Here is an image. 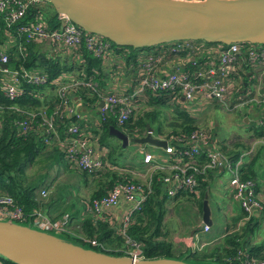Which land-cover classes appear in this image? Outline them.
I'll use <instances>...</instances> for the list:
<instances>
[{
	"label": "trees",
	"instance_id": "trees-1",
	"mask_svg": "<svg viewBox=\"0 0 264 264\" xmlns=\"http://www.w3.org/2000/svg\"><path fill=\"white\" fill-rule=\"evenodd\" d=\"M46 3L50 5L48 2L42 1L36 5L28 6L22 20L10 27H6L3 15L0 14V47L7 54V67L17 71L21 69L34 71L45 77V81L40 84H30L18 77L17 89L20 91V94L13 100H7L2 93L1 81L4 78L0 72V195L10 196L20 206L25 216H28L33 211H42L41 208H43L47 197L40 196L39 191L41 189L45 190L44 187L50 185V180L54 177L48 173V170L52 169L54 173H57L59 167L62 169V164L66 167L73 165L74 172L78 176H81L82 179L90 175L96 176L97 179L100 176V180L103 181L100 184L101 187L93 191L89 198L85 200L83 215L80 218H76L78 224L76 227H73V231L69 227L68 231L62 232L65 240L81 246L82 243H87L84 239L95 240L97 245L92 246L89 243L87 244L96 251L110 255H126L125 249L128 247L125 243L126 236L128 239L139 243L142 258H174L173 242L169 239L168 232L164 229L163 225V216L167 209L169 197L166 195L164 185L157 179L163 174L161 171L155 170L151 173L152 191L146 196L140 208L130 214L123 234L119 231L122 227L121 220H113L112 213L114 207L106 209L100 214H94L91 211L90 201L104 195L114 183L117 181H136L130 179L125 174L120 175L111 167L103 168L97 174H88L76 168L68 160L63 151L66 139L68 138L66 131L70 125L75 124L81 132V124L76 115H70L62 107L58 106L57 88L60 85L76 82V86L66 90L68 105H72L75 108L74 104L76 105V102H78L81 106L96 108L101 95L113 92L110 89H107L106 92L103 91L106 88L104 76H102L104 59L107 60L108 57H114V60L110 63L113 71L121 72L131 82V86L121 88L122 92H127L135 82L134 73H136L141 61L147 55L159 56L161 62L165 59H177L178 63L172 66L179 67L185 71L194 69L195 66L192 65V60L198 62L196 56L186 50L171 51L168 49L167 43L144 48H131L116 46L110 41H108L110 50L113 52L109 50L108 54L103 57L93 56L86 50L83 44L77 48H72L69 51L70 57L59 54L64 53V49L66 48L63 47L58 48L59 51L56 54L49 53L38 48V44L34 40L25 41V37L17 31V25L22 24V22L34 21L38 14H41L42 18L51 27L54 26L56 13L53 9L49 14L43 13ZM5 35H9L12 40L6 48L2 45L3 42H1ZM200 42L208 46L218 44ZM249 46H253V44L242 43L243 50L240 51L242 58L239 55L237 56V62L240 66L236 70L237 74H234L236 80L240 79L239 86L243 90L247 89L249 82L253 81V75L255 74L252 69L253 67L245 59V50ZM75 55L78 58H75ZM209 55H214V53L212 52ZM201 61L202 59L198 63H201ZM116 68L119 69L115 70ZM248 72H250L249 75H247ZM262 80L260 90L264 95V78ZM84 83H90L92 88L84 86ZM171 94L170 91H163L158 94L148 93L145 98L135 99L132 102L133 107L129 118L121 125L117 124L115 118L110 113L103 116L97 113V122L94 127H91V132L94 134L98 149L100 146L101 148L104 147V158L110 165H116L121 168L125 167V164L118 163L114 156L115 151L120 146L112 142L111 139L114 137L107 132L109 126L119 129L127 137L143 136L146 133L147 127H150L154 136L159 137L165 133L163 138L168 141H172V138L176 134H186L197 128L196 119L181 107L179 101H173ZM142 104L144 108L141 110L140 106ZM166 111L170 113L169 116H165ZM40 112H44L46 116L52 118L57 140L49 138L50 141H44L47 133L45 127L41 124ZM246 115L245 113L244 116ZM19 121H26L28 123V128L24 132H22L17 124ZM258 122L259 120L248 123L245 127L246 130L253 131L254 138L262 139L264 138V125H260ZM164 123L168 128L167 131L164 130ZM217 142L218 140H216L217 148L233 160L247 148L241 142L233 143L228 149L220 148ZM261 147H264V145ZM258 156V153L254 155L253 158L242 165L241 169L242 177L252 179L254 183L256 172L253 166ZM198 160L202 162L204 155L200 153ZM41 163H43L39 168L41 175L28 174V169L31 166ZM211 172L218 173L219 171L207 170L204 175L196 178V194L194 192L180 191L176 192L172 198L176 199L184 195H194L197 199L193 201L197 206L198 213H201V204L204 194L207 192L208 178L211 177ZM185 198L189 199V197ZM238 212V215L232 218L233 224L237 222L239 217L244 215L239 206ZM260 213L263 214V212ZM61 214L63 212L50 218L58 217ZM75 215L68 214V226L71 219L76 217ZM243 225L244 227H248V224L245 222ZM241 240L242 234L234 232L224 236L221 242L217 241L209 248L206 247L201 251L187 250L186 253L190 252L194 257L210 259L215 264H239L238 252H245L248 256L258 258L264 257V253L260 254L259 248L256 250L243 248V241ZM0 264L15 263L0 256Z\"/></svg>",
	"mask_w": 264,
	"mask_h": 264
},
{
	"label": "built area",
	"instance_id": "built-area-1",
	"mask_svg": "<svg viewBox=\"0 0 264 264\" xmlns=\"http://www.w3.org/2000/svg\"><path fill=\"white\" fill-rule=\"evenodd\" d=\"M43 0H0V14L6 27H10L21 21L28 6L36 5ZM199 1V0H185ZM55 25L50 26L41 14L36 16L32 22H22L17 25V31L25 37V41L48 40L55 48H77L83 44L88 52L93 56L103 57L108 54L110 45L103 37L88 33L70 22L64 15L56 14ZM171 51L186 50L196 56L198 62L192 60L194 69L185 71L179 67L160 75L156 73L159 56L147 55L141 61L136 73H134V84L127 92H110L101 95L99 99L102 104L97 111L100 116L110 113L118 125L123 124L130 116L132 102L137 98H145L146 94H158L163 91H170L173 101H179L181 107L188 112L193 111L196 106H204L209 101L216 103L222 109H234L250 107L252 105H262L264 108V95L260 93L262 76H264V46L253 44L245 50L248 64L254 70L253 81L249 82L247 89H242L238 80L234 78L239 63L237 56L241 57L243 50L242 43H231L228 45L218 43L215 46H208L200 41H176L167 43ZM214 55H209L211 53ZM206 56V57H204ZM242 58V57H241ZM8 57L6 52L0 47V72L4 79L1 81V89L7 100H13L20 94L17 89L18 77L30 84H40L45 81V77L34 71L21 69L19 71L10 69L6 63ZM237 62V63H236ZM5 67H1V65ZM73 82L68 85H60L57 88L59 107L66 113L76 115L77 111L72 105H68L66 90L76 86ZM246 85V84H245ZM244 85V86H245ZM84 86L92 88L90 83ZM41 124L45 127L47 135L44 141L50 139L57 140L53 121L44 112L39 113ZM260 125H264V118H260ZM24 132L28 128L26 121L17 122ZM68 138L64 146L65 156L76 168L88 174H97L103 168L112 167L104 158L105 150L102 154L94 156L86 135L78 130V126L72 124L67 129ZM166 141L165 147L161 148L163 162H159L158 155L145 152L142 162L148 164L150 171L144 182L117 181L104 195L90 201V209L94 214L115 207L120 200L127 203V208L121 217L122 227L119 230L124 232L130 214L140 208L146 196L152 191L151 173L155 170L163 174L157 179L162 182L166 195L172 198L176 192L188 191L196 194V178L204 175L207 170L227 172L229 177L227 185L231 198L236 201L242 209L243 219H249L254 213L264 214V194L256 189V184L252 179L242 177V165L249 159L252 147L241 152L236 159H230L227 154L219 150L216 141L211 138L208 131L195 128L186 134H176L172 141ZM50 141V140H49ZM175 143V144H174ZM204 155V160H198L199 154ZM171 155V156H170ZM152 167H151V166ZM40 196H46V190L39 191ZM0 220L9 221L25 225L47 233H62L69 230V216L63 213L58 217L49 218L42 211H33L25 216L20 206L8 195H0ZM202 230L207 231L208 226L202 224ZM54 235V234H53ZM92 246L97 245L95 240L84 239ZM126 256L132 259H142L139 243L128 239L125 236ZM200 247H197L199 249ZM239 264H264V257L258 258L248 256L245 252H238Z\"/></svg>",
	"mask_w": 264,
	"mask_h": 264
},
{
	"label": "water",
	"instance_id": "water-1",
	"mask_svg": "<svg viewBox=\"0 0 264 264\" xmlns=\"http://www.w3.org/2000/svg\"><path fill=\"white\" fill-rule=\"evenodd\" d=\"M43 1L83 31L99 35L116 46L144 48L183 40L264 44V0ZM101 104L99 101L97 106ZM246 121L245 117L243 122ZM107 132L122 148L128 143L141 148L145 145L164 148L166 144L164 139L152 135L150 127L140 137H127L113 126ZM201 222L205 225L212 222L206 194L201 204ZM0 256L15 264H189L175 258L132 259L110 255L1 220Z\"/></svg>",
	"mask_w": 264,
	"mask_h": 264
},
{
	"label": "rangeland",
	"instance_id": "rangeland-1",
	"mask_svg": "<svg viewBox=\"0 0 264 264\" xmlns=\"http://www.w3.org/2000/svg\"><path fill=\"white\" fill-rule=\"evenodd\" d=\"M52 11V7L46 3L43 8V13L49 14ZM121 80V78H120ZM238 83L240 79L238 78ZM144 108L143 104L140 106V109L142 110ZM139 112V111H137ZM134 112V113H137ZM247 114L244 116V114ZM189 114L196 119V125L198 128L204 129L209 132L211 135V138L214 140H218V146L221 148H230L231 145L235 142H241L244 143V145L247 147L244 151L250 149L252 147V151L250 153V157L248 160L253 158L254 155L257 153L259 154L258 158L256 159L254 163V169L255 172L258 174V177L261 181H263L264 185V147H261L264 145V138L257 139L253 137V131L252 130H246L245 125L251 122H255L259 119L257 115H254L252 111L247 109V107H241V108H234V109H222L220 106H218L216 103H212L211 101L208 102V104H205L204 106H196L193 111L189 112ZM170 113L168 111L165 112V116H169ZM246 117L247 121L246 123L243 122L244 118ZM163 120V118L161 117ZM166 122V121H165ZM164 130L167 131L168 128L165 126L164 123ZM164 131V132H165ZM153 135V134H152ZM165 133L160 135L163 139ZM113 143L119 144L120 142L114 137L111 139ZM259 140V141H258ZM135 144L128 143L125 147H118V149L115 151L114 156L118 163H123V165L126 163H136V159L138 158V153L134 151ZM146 149H149L150 151H153L154 153L158 154L161 151V148L156 147L154 145H145ZM47 161V160H46ZM43 163L39 165H33L28 169V174H34V175H41V171H39L40 166H42ZM70 168H66V170H62L60 167L58 168V172L54 173L52 169L48 170V173L50 175L52 174V179L50 180V185L44 187L46 192L48 193L49 190H51L53 193L51 194L53 199H56L58 202H64L65 199H68L70 203H75V200L77 198L76 193L79 191L84 193V195H87L86 193L89 192L88 195L91 193L90 188H81V176H78L73 170H69ZM39 171V172H37ZM43 172V171H42ZM49 175V176H50ZM228 173L222 172L220 176H217L218 181L221 182V184L217 183V178L214 177L213 181L209 183L212 187H217L220 191L212 193H208V206L210 208V219L212 221L211 227L213 229V233L219 234L221 231H223L224 227V220L226 224H228L230 227L237 228L238 230H241V227L237 225L236 223L232 225V220H227L226 216L228 215L229 210L227 209V205L224 207L222 203L229 204L232 208L235 207V203L233 200L225 199L226 195L223 190H226V184L228 180ZM49 178V177H48ZM47 180V179H46ZM140 182V181H139ZM144 182V180L142 181ZM209 182V181H208ZM54 185V188L52 186ZM224 186V187H223ZM46 193V196H47ZM46 196L44 198H46ZM189 197V199H186L185 197ZM181 197V200L176 203L175 205L171 206L169 209H166V212L163 216V225L164 229L168 232L169 239L173 240V237L177 235H186L187 234V228L186 224L189 218L193 215L192 209H197V206L194 199H197L194 197V195H184ZM87 199V198H86ZM79 204H81L79 201H77ZM76 202V203H77ZM218 207V209H217ZM232 225V226H231ZM258 228L256 229L258 233H264V220L260 219L257 223ZM74 227V226H73ZM73 233V232H72ZM56 236H59L64 239V236L62 233H51ZM182 243V242H180ZM183 245L184 244H180ZM82 246L87 248L89 247L87 243H82ZM173 257L175 259L182 260L189 264H211L212 261L207 258H199L194 257L190 254V252L183 253V252H175V245L173 244Z\"/></svg>",
	"mask_w": 264,
	"mask_h": 264
},
{
	"label": "crops",
	"instance_id": "crops-1",
	"mask_svg": "<svg viewBox=\"0 0 264 264\" xmlns=\"http://www.w3.org/2000/svg\"><path fill=\"white\" fill-rule=\"evenodd\" d=\"M1 42H3L2 45H4V47L6 48L10 45L12 40L9 37V35H5L2 38ZM35 42H36V44H38V48H40L41 50H45V51L52 53V54H56L57 51H59V49H55L53 47V45L48 40L35 41ZM69 51H71V48L64 49V53H59V54L64 55V56L65 55L69 56ZM110 51L113 52L112 50H110ZM110 54H112V53H110ZM74 57L78 58V56H76V55ZM113 60H114L113 56L108 57L107 60L106 59L103 60L104 71H103L102 76H104L105 87H106L105 89H103L104 92H106L107 89H110V91H114V92H121V88H123L124 86H129V85L131 86V82H129V80L127 79L126 76H123L121 74V72L119 73L117 71H113L112 67L110 66V63ZM176 63H178L177 59L176 60H174V59L172 60V58L169 60L165 59L163 62H161L157 65L156 73L162 75V74L174 69L175 67H173L172 65H174ZM117 69H119V68H116L115 70H117ZM249 73L250 72H248L247 75H249ZM253 77H254V75H253ZM120 78H121V80H120ZM263 78H264V76H262V79ZM132 81H133V79H132ZM262 82H263V80H262ZM259 91L261 93V90H259ZM74 106H75V110L77 111L76 113L79 116V120H80L79 123L81 124V126L80 125L79 126L81 129V132L84 135H86L88 142L93 149L94 156L101 155L104 147L101 148V146H100L98 149L96 140L94 138V134L91 132V127H94L96 125V122H97V113H98L97 107L96 108H87V107L81 106L78 102H76V105L74 104ZM247 109L252 111V113L254 115H257L259 117V119L262 118V116H264V108L262 105L258 106V105L254 104L250 107H247ZM154 137H156V136H154ZM157 138H161V137H157ZM134 147H135L134 151H136V153H138V158L135 161L136 163L132 164V163H126L125 162V167H123V168L116 166V165H113L112 167L114 168L115 172H118L120 175L125 174L130 179L141 182V181L145 180L146 177H148L147 175L150 171V167L148 166V164H144L141 162L143 153H145V152L154 153V152L150 151L149 149H146L145 147L141 148L139 145H136V144L134 145ZM157 155H158V157H157L158 161L163 162V160L165 159V158H163V153L160 152ZM66 168H70V170L74 169L73 165H68V167H66V166H63V164H62V170H66ZM220 174H221V172H218V173L211 172V177L208 178L209 182L207 185V192H206L207 203H208V193L213 194L214 192L220 191L217 187H215V186L212 187V183H211V185H209V183L213 181L214 177L217 178V176H220ZM98 177L99 178L97 179L96 176L88 175L84 179L81 178L82 182H81L80 189L82 187L86 188V189L90 188L91 193H92L93 191H95L96 189L101 187L100 184L103 180H100V176H98ZM218 179L219 178H217V183L221 184V182H219ZM255 184H256L257 190L261 194H264L263 181H261L259 179L257 173H256V177H255ZM52 188H54V185L52 186ZM226 188H227L226 190H223L225 195H226L225 199H230L231 196H230V192H229V188H228L227 184H226ZM52 193L53 192L51 190L48 191L47 196H46L47 198H46V200L44 202V206H43V208H41V210L49 218L54 217V215H57L60 212H63V213L66 212L67 214H76L75 215L76 217L71 219L70 225H69L70 230L73 231V226L76 227V225L78 224V220L76 218L77 217L80 218L81 215H83L82 212H84V204H85L84 202H85V200H87L89 198V196H90V195H88L89 192L86 193L87 195H84V193H82L80 191L78 193H76L77 198L75 200V203H72V202L70 203V201L68 199H65L63 203L58 202L56 199L52 198V196H51ZM180 200H181V197L176 198V199L169 198L166 207L169 209L171 206L175 205ZM231 200H233V199L231 198ZM77 201H79L81 204H79ZM234 203L236 204L234 208H232L227 203H222V205L224 207L226 205L228 206L227 209L229 210V212H228V215L226 216V219L230 220V221L232 220V218L234 216L238 215V213H239L238 212V206L239 205L236 201H234ZM126 208H127V203L124 202L123 200H120L119 203L117 204V206L113 208V210H114L112 213L113 220H116V221L121 220V217L124 214ZM217 209H218V207H217ZM192 214L193 215L189 218V220L187 221L188 223L186 224L187 234L186 235H183V234L177 235V236L173 237V240L170 239L173 242V244L175 245V252L186 253L187 250L188 251H194V250L201 251L202 249H204L206 247L207 248L211 247L212 244H214L217 241L221 242V239L224 236L236 232V233L242 234V240L241 241H243V248H245V249L249 248L251 250H256L257 248H259L260 254L264 253V233H258L256 230L258 228V226H257L258 221L260 219L264 220V214L254 213L249 219H243V216L239 217L237 219L236 224L241 227V230L240 229L238 230L237 228L233 229L228 224H226L225 223L226 220H224V227H223L224 229L219 234L213 233V229L211 227L212 222L210 225H207L208 226L207 231L202 230L201 213H198V211L195 210V206H194V209H192ZM244 222L246 224H248V227H244V225H243ZM234 224L232 223V225H234ZM180 242H182V243H180ZM180 244H184V246L180 245ZM197 247H200V248L197 249Z\"/></svg>",
	"mask_w": 264,
	"mask_h": 264
}]
</instances>
